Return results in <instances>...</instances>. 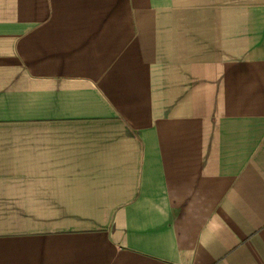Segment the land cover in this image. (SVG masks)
Here are the masks:
<instances>
[{
    "label": "crops",
    "instance_id": "1",
    "mask_svg": "<svg viewBox=\"0 0 264 264\" xmlns=\"http://www.w3.org/2000/svg\"><path fill=\"white\" fill-rule=\"evenodd\" d=\"M0 264H264V0H0Z\"/></svg>",
    "mask_w": 264,
    "mask_h": 264
}]
</instances>
